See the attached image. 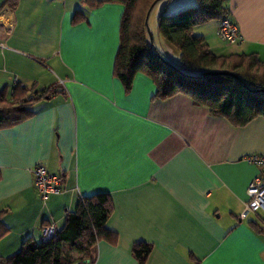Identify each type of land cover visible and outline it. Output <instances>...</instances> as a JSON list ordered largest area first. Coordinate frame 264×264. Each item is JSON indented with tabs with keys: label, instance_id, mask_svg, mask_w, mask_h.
Returning <instances> with one entry per match:
<instances>
[{
	"label": "crops",
	"instance_id": "1",
	"mask_svg": "<svg viewBox=\"0 0 264 264\" xmlns=\"http://www.w3.org/2000/svg\"><path fill=\"white\" fill-rule=\"evenodd\" d=\"M0 0V89L53 87L33 114L0 126V256L62 227L82 196L109 194L112 211L92 264H264V214L241 217L261 168L264 117L235 126L183 93L155 97L143 73L125 90L113 75L123 5L97 0ZM238 39L223 42L219 20L195 25L218 55L264 60V0H226ZM76 10L83 19L73 23ZM167 45V44H166ZM62 176L41 198L31 167ZM264 224V223H262ZM3 227V228H2ZM150 245L143 261L135 243Z\"/></svg>",
	"mask_w": 264,
	"mask_h": 264
},
{
	"label": "trees",
	"instance_id": "2",
	"mask_svg": "<svg viewBox=\"0 0 264 264\" xmlns=\"http://www.w3.org/2000/svg\"><path fill=\"white\" fill-rule=\"evenodd\" d=\"M15 0H5L13 7ZM88 1V0H87ZM157 0H97L122 4L119 21V44L113 63V75L120 79L125 90L132 77L140 72L155 84V97L166 98L177 93L188 95L197 104L206 107L212 115L224 117L235 126H243L256 117H264V60L255 53L218 55L209 50L202 35L193 32L194 26L228 15L226 0H196L192 6L172 14L158 16V33L180 51V60L173 63L149 39L146 15ZM72 22L83 19L76 10ZM211 72H226L212 74ZM55 88L28 92L18 82L11 88L0 89V126L11 125L33 114L35 100L50 96ZM74 210L64 216L62 227L45 241L24 240L20 248L9 256H0V264H74L88 259L93 263V250L99 239L115 235L105 223L112 211L109 194L99 192L82 196ZM264 223V219L260 218ZM251 221L257 231L264 224ZM3 228V227H2ZM3 232L0 231V235ZM150 245L139 242L133 254L143 261ZM73 253L82 254L79 260Z\"/></svg>",
	"mask_w": 264,
	"mask_h": 264
},
{
	"label": "built area",
	"instance_id": "3",
	"mask_svg": "<svg viewBox=\"0 0 264 264\" xmlns=\"http://www.w3.org/2000/svg\"><path fill=\"white\" fill-rule=\"evenodd\" d=\"M217 35L226 43H233L238 39L239 31L235 24L224 17L217 24ZM248 161L261 168L260 172L254 176L247 187L248 201L245 203L241 217H245L249 212L257 213L260 209L264 213V155L250 154ZM31 169L33 186L41 198H46L49 194H57L61 191L62 176L52 174L47 171L43 162L36 163ZM42 236L40 241L50 239L56 231L54 224L46 225L41 229ZM74 264H92L88 259L76 262Z\"/></svg>",
	"mask_w": 264,
	"mask_h": 264
},
{
	"label": "rangeland",
	"instance_id": "4",
	"mask_svg": "<svg viewBox=\"0 0 264 264\" xmlns=\"http://www.w3.org/2000/svg\"><path fill=\"white\" fill-rule=\"evenodd\" d=\"M196 3V0H157L151 5L147 16V28L151 34V41L154 46L157 47L160 52H163L164 56L177 63L180 60V51L171 44L170 42L164 40L158 33V16L159 14L166 13L172 14L185 7L192 6ZM215 20L216 19H212ZM167 44V45H166ZM259 214H264L259 209ZM84 257L82 254L73 253L72 258L74 260H79Z\"/></svg>",
	"mask_w": 264,
	"mask_h": 264
},
{
	"label": "water",
	"instance_id": "5",
	"mask_svg": "<svg viewBox=\"0 0 264 264\" xmlns=\"http://www.w3.org/2000/svg\"><path fill=\"white\" fill-rule=\"evenodd\" d=\"M145 24L147 26V17H146V20H145ZM147 31H148V34H149V38L151 39V34L149 33V29L147 28ZM149 39V40H150ZM151 41V40H150ZM212 74H224L226 72H211Z\"/></svg>",
	"mask_w": 264,
	"mask_h": 264
},
{
	"label": "snow or ice",
	"instance_id": "6",
	"mask_svg": "<svg viewBox=\"0 0 264 264\" xmlns=\"http://www.w3.org/2000/svg\"><path fill=\"white\" fill-rule=\"evenodd\" d=\"M228 264H232V262H228Z\"/></svg>",
	"mask_w": 264,
	"mask_h": 264
}]
</instances>
